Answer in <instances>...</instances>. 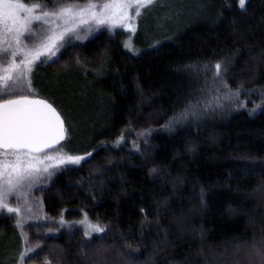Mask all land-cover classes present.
<instances>
[{"label":"trees","instance_id":"1","mask_svg":"<svg viewBox=\"0 0 264 264\" xmlns=\"http://www.w3.org/2000/svg\"><path fill=\"white\" fill-rule=\"evenodd\" d=\"M178 22L101 29L38 62L44 79L80 71L64 88L97 119L81 139L66 123L52 152L77 142L81 160L34 180L22 213L43 221L0 214L18 264H264V0H204Z\"/></svg>","mask_w":264,"mask_h":264},{"label":"rangeland","instance_id":"2","mask_svg":"<svg viewBox=\"0 0 264 264\" xmlns=\"http://www.w3.org/2000/svg\"><path fill=\"white\" fill-rule=\"evenodd\" d=\"M88 3L85 4H74L73 11H80L83 8H86L88 4H95V8L91 10V12L95 13L96 16H101L104 13L103 4L110 3L111 0H87ZM248 0H245V7ZM204 0H153V3L148 4L146 6L139 7V15L133 16L135 10L137 8L134 6L132 8L127 9V16L124 17L120 14L119 11L116 12V15L113 18L107 20L106 23L100 24L97 23L96 19L90 14L86 13L83 17L85 22H81V17H75V23L69 21L65 22L63 19H57L55 17L50 16L49 23L42 24L39 21L32 22V29L34 32H39L41 34V39L44 43H47L49 47H44L40 40H36L33 38H25L21 37L23 44L26 46L24 51H28L31 55H35V51L38 49L42 55L39 59L33 60L31 71L26 74L24 80L21 82L20 87L17 88V92H25L27 93V81L26 77H29L31 83L34 85L33 91L30 92L33 97L43 98L54 106H56L59 110H61L62 115L65 118L66 123H70L72 126V132L77 133L78 138H83L88 129L91 126V123L95 122L97 119L96 104H91L88 108H86L88 102L84 98H80L76 96L73 91H66V87L68 85L73 86L76 89V83L80 86L84 87L83 81L80 79L82 75L80 71H66L63 75H54L51 80L48 78L44 79L43 77V68H40L38 62H56L61 54L62 49L66 46L65 43L68 41H83L90 37L95 32L101 29H107L112 32L117 30H126L127 32H134V38L138 37L140 32L141 24L145 26V35L149 37L154 33L155 30H163L167 28L171 22L178 25V20L185 19L186 17H190L191 13H194L197 10H200L203 5ZM28 6V5H26ZM239 6L240 0H239ZM32 7V6H28ZM241 7V8H243ZM42 11H46L40 8H36L33 11V15H40ZM53 12V11H48ZM56 12H59L57 10ZM22 15H24L22 13ZM67 29V30H66ZM63 33V38H60V34ZM27 36V34H25ZM53 36L55 37V44L52 41H49L47 37ZM131 37V36H130ZM3 39L8 40L12 43V47H15V43L12 41V35L8 34ZM35 43V47L33 46ZM65 45V46H64ZM8 44L0 43V48H7ZM63 47V48H62ZM3 55V58L0 59V75H3V69L8 67V64L15 60V62H19L23 56H17L13 58L11 56V48L7 54ZM45 75V73H44ZM65 87V88H64ZM86 91L85 88H83ZM83 91V92H84ZM28 94V93H27ZM56 97H53V95ZM65 94V97L62 96ZM87 96H94L92 93L87 94ZM88 97V98H89ZM91 102V101H90ZM68 134V130H67ZM67 137V135H66ZM66 140V139H65ZM74 139L72 138V143ZM77 142H74L70 146L63 147V154L61 152H52L43 156H34L30 155L26 157L27 159L38 171L34 172L33 176L23 181L21 184L16 185L15 187H10L7 183L8 175L7 172L11 169H5V175L0 177V192L3 193L2 198H0V214L3 213H12L16 216H19V220L26 224L28 222H37L43 221L42 217L37 220H34L32 217L25 220L26 217L23 216L22 211L25 209H29V213H32L37 210L38 204H34L35 200L32 196H29V190L32 189V185L34 180L39 181L44 176L47 177L52 168L57 166H63L68 164H75L71 160H68L67 157L76 158L74 153L79 152L78 148H75ZM73 154V155H72ZM32 156L35 159H32ZM47 157H52V159H47ZM61 158H63L64 162L61 163ZM15 160V157L9 154L7 156H0V162H12ZM81 160V159H80ZM0 167H2V163H0ZM45 169H47L45 171ZM14 179V178H13ZM33 208V210L31 209ZM16 209L15 212H10L9 209ZM22 218V219H21ZM31 219V220H30ZM86 219V218H85ZM29 220V221H28ZM28 221V222H27ZM85 228L89 227L91 230L96 228L95 226H91V222L85 220L83 223ZM98 229V228H97ZM103 231L100 230V233ZM3 249V251H2ZM0 249V264H18L20 257L19 252L15 254L14 249L11 246H6ZM5 261V262H4Z\"/></svg>","mask_w":264,"mask_h":264},{"label":"snow or ice","instance_id":"3","mask_svg":"<svg viewBox=\"0 0 264 264\" xmlns=\"http://www.w3.org/2000/svg\"><path fill=\"white\" fill-rule=\"evenodd\" d=\"M153 3V0H111L110 3L103 4L104 13L96 16L91 12L95 8V4H88L86 8L80 11H73L75 6L62 7L59 12L42 11L40 15H33L36 8L43 9L45 5L35 4L32 7L26 6L23 0H0V43L8 44L7 48H0V54H7L11 48V56H23L17 63L15 60L3 69L4 74L0 75V156H7L9 152L15 157L12 162H0V177L5 175V169H11L7 172L8 185L15 187L26 179L33 176L38 171L27 159L33 153L43 152L46 148H52L64 138L63 120L60 118L56 109L46 100L30 99L26 95L17 92L21 82L27 73L31 71L33 60L39 59L42 53L37 49L35 55H31L28 51H24L26 47L21 37L35 38L40 40L44 47H49L41 39L39 32H34L31 25L32 22L39 21L42 24L49 23V17L63 19L65 22L75 23V17L80 16L81 22H85L83 17L86 13H90L97 23L104 24L108 19L113 18L119 11L124 17L127 16V9L136 7V15H139V7ZM245 0H240L243 7ZM22 13L24 15H22ZM67 30V29H66ZM8 34L12 35V43L3 39ZM27 34V36H25ZM63 38V33L60 34ZM49 41L55 44V37H47ZM35 47V43L33 45ZM128 46V45H126ZM3 55H0V59ZM217 70L221 68L220 64L216 65ZM16 97V98H12ZM32 159H35L32 156ZM52 159V157H47ZM74 163H78L81 157H67ZM64 160L61 158V163ZM47 169H45L46 171ZM14 178V179H13ZM3 193L0 192V198ZM10 212L17 211L9 209ZM96 231L100 229L94 228Z\"/></svg>","mask_w":264,"mask_h":264},{"label":"water","instance_id":"4","mask_svg":"<svg viewBox=\"0 0 264 264\" xmlns=\"http://www.w3.org/2000/svg\"><path fill=\"white\" fill-rule=\"evenodd\" d=\"M30 99H42V100H45L43 98H38V97H32V96H28ZM47 101V100H46ZM3 102V101H2ZM49 104H51L57 111V113H59L60 115V118L63 120V127H64V138L62 140H60V142L58 144H56L54 147L52 148H46L43 152H39V153H33L31 155H34V156H43V155H46L52 151H55L57 150L58 148H60L62 146V144L64 143L65 141V138H66V121L64 119V117L62 116V114L59 112V110L52 104L50 103L49 101H47ZM3 151V150H1Z\"/></svg>","mask_w":264,"mask_h":264}]
</instances>
